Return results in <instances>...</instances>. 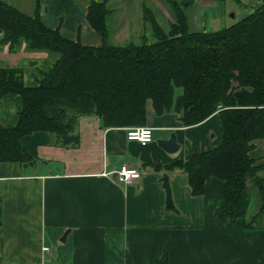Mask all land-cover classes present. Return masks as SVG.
<instances>
[{
  "label": "trees",
  "instance_id": "obj_1",
  "mask_svg": "<svg viewBox=\"0 0 264 264\" xmlns=\"http://www.w3.org/2000/svg\"><path fill=\"white\" fill-rule=\"evenodd\" d=\"M34 1L29 15L0 0V47L13 53L24 44L28 53L51 57L46 68L37 65L31 72L0 64V102L14 109L9 122L0 125V162L25 161L21 139L34 132L50 133L62 145L77 142L82 115H95L105 128L143 127L150 103L156 115L178 114L183 127L216 117L222 133L218 144L164 167L184 172L193 196L203 194L210 177L220 179L222 221L264 228V179L259 175L264 163L252 156L256 142L264 141V0L230 26L199 32L188 28L181 11L188 3L164 0L175 12L168 30L144 7L153 41L120 45L107 39V0H91L85 11L100 39L97 45L46 26L39 0ZM253 193L258 211L246 220ZM155 264H166V258Z\"/></svg>",
  "mask_w": 264,
  "mask_h": 264
},
{
  "label": "crops",
  "instance_id": "obj_2",
  "mask_svg": "<svg viewBox=\"0 0 264 264\" xmlns=\"http://www.w3.org/2000/svg\"><path fill=\"white\" fill-rule=\"evenodd\" d=\"M215 118L183 127L173 111L156 115L147 106L145 145L126 138L130 127L105 128L95 115L78 117L72 144L47 132L24 136L25 161L0 162V264H264V228L222 221L220 179L193 196L186 174L164 167L218 144ZM170 132L180 144L173 154L156 143ZM122 165L139 178L119 182Z\"/></svg>",
  "mask_w": 264,
  "mask_h": 264
},
{
  "label": "rangeland",
  "instance_id": "obj_3",
  "mask_svg": "<svg viewBox=\"0 0 264 264\" xmlns=\"http://www.w3.org/2000/svg\"><path fill=\"white\" fill-rule=\"evenodd\" d=\"M8 1H12L15 5L14 7L25 14L31 15L34 11L32 0ZM54 1V3L50 4L49 9L48 7L46 8V4L41 8L46 26L58 28L60 34L68 39H79L85 44L92 45L100 43L99 37L90 29L85 19L86 7L91 0ZM130 2L132 1L107 0V7L111 10V14L106 21L108 31L107 39L111 44L138 43L142 38L147 42L153 41L149 24L144 23L143 20L144 7L150 9L157 23L165 31L168 30L170 22L175 20V12L164 0H134L133 4H129ZM176 2L178 6L182 2L188 3V5L181 8V11L187 19L188 28L192 31L199 32L214 31L236 23L258 7L261 0H176ZM31 61H37V64L29 66V62ZM50 61L51 57H47L45 53L26 52L24 50V44L19 51L13 53L9 52L7 47H0L1 65L22 67L23 70L28 67L27 72H31L34 71L37 65L43 69L46 68V65ZM180 93L181 89L176 88L175 95ZM147 106H151L150 103ZM13 113L12 103L0 102V125L7 124ZM214 127L221 128L217 118L214 120ZM214 134V132H210V139L215 140ZM252 156L254 158H260L259 162L264 163L263 140L256 142V149L252 151ZM259 175L264 179V170ZM255 195L253 193L251 196L246 220H249L258 211L259 201ZM262 222L264 225V218Z\"/></svg>",
  "mask_w": 264,
  "mask_h": 264
},
{
  "label": "built area",
  "instance_id": "obj_4",
  "mask_svg": "<svg viewBox=\"0 0 264 264\" xmlns=\"http://www.w3.org/2000/svg\"><path fill=\"white\" fill-rule=\"evenodd\" d=\"M126 138L128 140L137 141L141 145H145L151 141V128L145 126L129 128L126 131ZM139 175L140 174L137 169L128 165H122L117 171V180L123 184H131L133 180L139 178ZM43 250L46 251L47 247H43Z\"/></svg>",
  "mask_w": 264,
  "mask_h": 264
},
{
  "label": "water",
  "instance_id": "obj_5",
  "mask_svg": "<svg viewBox=\"0 0 264 264\" xmlns=\"http://www.w3.org/2000/svg\"><path fill=\"white\" fill-rule=\"evenodd\" d=\"M37 64V61H31L29 62V66H33ZM28 67L24 69V72H26ZM157 145L163 149L165 152L169 154L176 153L180 149V144L177 142L175 133H171L167 139L164 140H157Z\"/></svg>",
  "mask_w": 264,
  "mask_h": 264
}]
</instances>
